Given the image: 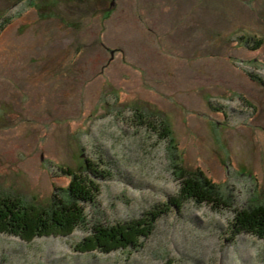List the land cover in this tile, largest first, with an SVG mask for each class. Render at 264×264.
Masks as SVG:
<instances>
[{
	"label": "rangeland",
	"instance_id": "rangeland-1",
	"mask_svg": "<svg viewBox=\"0 0 264 264\" xmlns=\"http://www.w3.org/2000/svg\"><path fill=\"white\" fill-rule=\"evenodd\" d=\"M171 159L222 202L182 196ZM67 168L98 186L90 226L11 216L0 264H264L233 227L264 202V0H0V195L35 216Z\"/></svg>",
	"mask_w": 264,
	"mask_h": 264
},
{
	"label": "trees",
	"instance_id": "trees-1",
	"mask_svg": "<svg viewBox=\"0 0 264 264\" xmlns=\"http://www.w3.org/2000/svg\"><path fill=\"white\" fill-rule=\"evenodd\" d=\"M164 127L166 128L162 131L164 132L163 137L170 135L171 132L168 124ZM176 156L178 158V155H173L174 158ZM86 164L91 166L88 159H86ZM172 164L174 173L181 184L180 194L182 196L197 203L222 202V195L218 187L202 170L186 171L175 159ZM90 168L88 167V169ZM64 172L71 176L68 186L58 188L53 193L49 205L40 206L41 211L35 216H28L26 211L29 210L21 199L1 194L0 225L12 216L11 221H7V224L4 223V225L9 226L6 229L18 235L30 232L33 235H38L48 229L58 230L56 233L72 232L77 226H90V220L87 219L85 213L86 204L95 196L98 186L87 173L83 175L84 170L67 168ZM152 217L153 220L157 218L156 214ZM233 227L238 233L249 232L264 237V202L236 211ZM90 228L106 239L112 236L124 235L122 232H115V227L107 224L95 223ZM117 230L122 231V229ZM93 242L91 243L95 244L94 239Z\"/></svg>",
	"mask_w": 264,
	"mask_h": 264
}]
</instances>
